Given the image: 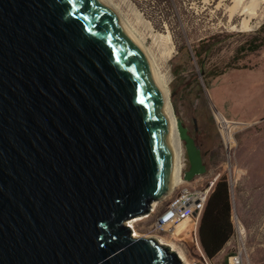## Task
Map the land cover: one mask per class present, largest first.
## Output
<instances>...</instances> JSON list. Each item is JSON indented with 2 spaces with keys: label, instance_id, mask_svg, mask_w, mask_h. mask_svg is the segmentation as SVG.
I'll return each mask as SVG.
<instances>
[{
  "label": "water",
  "instance_id": "1",
  "mask_svg": "<svg viewBox=\"0 0 264 264\" xmlns=\"http://www.w3.org/2000/svg\"><path fill=\"white\" fill-rule=\"evenodd\" d=\"M177 127L190 180L204 168ZM172 177L162 96L115 12L0 0V264H185L128 224Z\"/></svg>",
  "mask_w": 264,
  "mask_h": 264
},
{
  "label": "rangeland",
  "instance_id": "2",
  "mask_svg": "<svg viewBox=\"0 0 264 264\" xmlns=\"http://www.w3.org/2000/svg\"><path fill=\"white\" fill-rule=\"evenodd\" d=\"M105 1L130 29L155 67L158 66L166 76L168 98L182 148L181 157L186 158L181 169L182 178L188 160L177 120L186 129V135L195 138L201 151L207 153L203 155V171L194 174L185 184L196 186L198 176H203L205 181L216 171L221 173L220 178L228 181L231 174L227 165L234 166V186L229 187V197L231 214H237L243 177L240 159L236 158L240 157L241 136L242 139L247 135L251 138L248 143L244 139L242 155L245 159L250 163L264 162V136L251 141L259 123L245 120L264 111V44L255 51L241 50L250 41L263 39L264 43V30L259 32L264 23V0H259L254 14H249L246 8L250 0H239L236 8H233L235 0ZM243 18L249 19V29L240 27ZM166 36L171 40L165 39ZM172 45L173 51L166 55L164 52ZM230 106L234 107L233 117L228 113ZM221 131L229 134L226 140L233 143L230 155L225 151ZM255 145L256 148L252 149ZM166 199L152 201L150 212L139 216L143 218L134 223L135 236L154 237L172 245L183 256L185 264H205L203 255L209 264H225L227 254L233 249L231 244L224 251L208 257L199 243L198 224L195 229L192 219L178 225L175 233L154 228ZM245 228L246 264H264L263 237H257Z\"/></svg>",
  "mask_w": 264,
  "mask_h": 264
},
{
  "label": "built area",
  "instance_id": "3",
  "mask_svg": "<svg viewBox=\"0 0 264 264\" xmlns=\"http://www.w3.org/2000/svg\"><path fill=\"white\" fill-rule=\"evenodd\" d=\"M222 130L225 131V128H222ZM221 133L225 151L228 155H230L233 143L231 142L230 144V142H227L225 133H223V131H221ZM185 163L186 158L182 157L179 167V181L172 189V191L165 196L167 197V199L165 201L166 203L164 209L154 222V228L156 230L169 231L171 228L187 218H190L194 221V227L196 229L206 201L211 192L214 190L215 185L221 176V173L219 171L213 172L209 177L207 176L208 178L205 181V178H203V176H198L195 179L196 183L199 182L198 185L188 186V184H185V182L187 183V181L181 176V169H183ZM227 168L230 170L231 174V177H229L230 180L228 179L227 184L228 189L229 187L231 189V186H234L232 183L234 166L233 168H230V165L228 164ZM193 213H195V215ZM230 219L233 225L230 244L231 248L233 249L227 254L225 264H246L247 230L243 225L240 217L238 215L235 216V213L231 214ZM196 244H198L197 239ZM203 259L205 260V264H209L204 255Z\"/></svg>",
  "mask_w": 264,
  "mask_h": 264
},
{
  "label": "crops",
  "instance_id": "4",
  "mask_svg": "<svg viewBox=\"0 0 264 264\" xmlns=\"http://www.w3.org/2000/svg\"><path fill=\"white\" fill-rule=\"evenodd\" d=\"M233 112H234V107L230 106L228 113L230 114L231 117H233L232 116ZM245 120L247 122L249 121V122L259 123L258 124L259 129L258 130L255 129V137L251 141H258V139L264 136V111L258 114L257 117L248 118ZM244 139L248 143V141L251 138L249 135H247L245 138L242 139L241 136L240 145H239L240 157L239 156L236 157L238 160L240 159L239 160V162H241L240 169H242L243 171L242 173L243 177L241 179L239 195H238L237 214L240 217L243 224H245L247 229H249L248 232L254 233V235L257 237H263L264 240V162L250 163L245 159V157L242 155V149L245 148ZM257 143L258 142H256L255 144L257 145ZM256 145L253 146L252 149H255ZM198 147L199 148H197V150L200 149V146ZM199 153H201L199 159L203 163V155L206 154H204L201 150H199ZM237 176L238 173H236V177ZM228 244H230V239H228L224 243L222 248L217 253L224 251Z\"/></svg>",
  "mask_w": 264,
  "mask_h": 264
},
{
  "label": "trees",
  "instance_id": "5",
  "mask_svg": "<svg viewBox=\"0 0 264 264\" xmlns=\"http://www.w3.org/2000/svg\"><path fill=\"white\" fill-rule=\"evenodd\" d=\"M264 30V23L261 26ZM263 39L250 41L241 50L255 51L263 46ZM217 73L216 75H219ZM231 204L227 181L221 177L209 195L198 221V239L202 250L213 257L232 235Z\"/></svg>",
  "mask_w": 264,
  "mask_h": 264
},
{
  "label": "bare ground",
  "instance_id": "6",
  "mask_svg": "<svg viewBox=\"0 0 264 264\" xmlns=\"http://www.w3.org/2000/svg\"><path fill=\"white\" fill-rule=\"evenodd\" d=\"M105 4H108L105 0H102ZM239 3V0H235V4L233 6V8H236L237 5ZM259 3V0H250L249 2V5L246 7L248 8V13L249 14H254V10L256 8V6L258 5ZM109 6V5H108ZM112 10V9H111ZM250 10V11H249ZM119 18V17H118ZM120 19V18H119ZM122 26L124 27V29L126 30V32L134 39L135 37L133 36V33L130 31L129 28H127L123 23L122 21L120 20ZM240 27L242 29H249L251 26H250V23H249V19L248 18H243L241 23H240ZM169 39L171 40V38L169 36H166L165 39ZM169 40L167 41L169 43ZM134 41L136 42V44L142 49V51L144 52L145 56H146V59H147V62L150 66V70H151V73H152V77L154 79V82L156 83L159 91H160V94L162 96V99H163V105H164V111H165V114H166V117L168 119V122H169V126H170V143H171V146H172V150H173V177H172V188L170 190V192L172 191V189L176 186V184L178 183L179 181V167H180V159L182 158V148H181V144H180V140H179V136H178V133H177V130H176V127H175V120H174V116H173V111H172V107L170 105V102H169V98H168V91H167V88H166V76L164 73H161L159 71V67H155V65L153 64V62L147 57L144 49L142 48V46L139 44V42L136 41V38L134 39ZM166 44V43H165ZM168 45H171V44H168ZM167 45V46H168ZM166 46V47H167ZM165 47V48H166ZM174 48V46H170L169 47V50L167 49V51H165L164 53L167 55L171 54V52L173 51L172 49ZM167 52V53H166ZM152 54V53H151ZM154 56V55H153ZM167 56H165L166 58ZM155 60V58H154ZM156 61V60H155ZM156 63V62H155ZM157 65V63H156ZM226 138L229 137V134H226L225 135ZM237 214H235L236 216ZM143 217H137V218H134L132 220H130L128 222V224L130 225V227L132 228V232L134 233V236L137 234V229L134 225V223L141 219ZM189 219V218H187ZM185 219V220H187ZM238 219V218H237ZM185 220L181 221L180 223H178L176 226H174L173 228H171L169 231L172 232V233H175L176 232V229H177V226L180 225L182 222H184ZM169 245V244H167ZM173 250L174 247L172 245H169ZM177 252V251H176ZM179 257L181 258V260H183V256L179 253L178 254Z\"/></svg>",
  "mask_w": 264,
  "mask_h": 264
},
{
  "label": "flooded vegetation",
  "instance_id": "7",
  "mask_svg": "<svg viewBox=\"0 0 264 264\" xmlns=\"http://www.w3.org/2000/svg\"><path fill=\"white\" fill-rule=\"evenodd\" d=\"M194 139V142H195V144H196V147L197 148H199L198 146H200L199 145V142L195 139V138H193ZM199 150H201V149H199ZM199 150H197V153H198V156H199V158H200V154L201 153H199ZM204 154H207L206 152H203ZM199 164H200V166L203 168V163L201 162V161H199ZM190 169V163L188 162V167H186V169H185V171L186 170H189Z\"/></svg>",
  "mask_w": 264,
  "mask_h": 264
}]
</instances>
